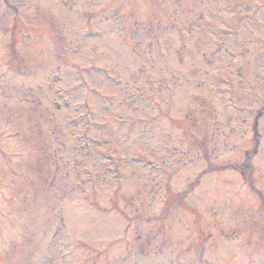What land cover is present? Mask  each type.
<instances>
[{"label": "rangeland", "instance_id": "374dc122", "mask_svg": "<svg viewBox=\"0 0 264 264\" xmlns=\"http://www.w3.org/2000/svg\"><path fill=\"white\" fill-rule=\"evenodd\" d=\"M263 105L264 0H0V264H264Z\"/></svg>", "mask_w": 264, "mask_h": 264}, {"label": "trees", "instance_id": "16d2710c", "mask_svg": "<svg viewBox=\"0 0 264 264\" xmlns=\"http://www.w3.org/2000/svg\"><path fill=\"white\" fill-rule=\"evenodd\" d=\"M248 156H249V155H248ZM249 159H250V158H248V164H249ZM249 168H250V164H249Z\"/></svg>", "mask_w": 264, "mask_h": 264}]
</instances>
